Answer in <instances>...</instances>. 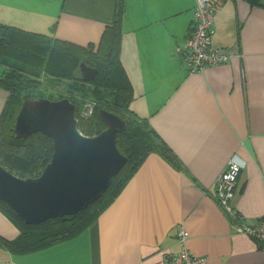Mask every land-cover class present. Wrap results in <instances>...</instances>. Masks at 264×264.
Masks as SVG:
<instances>
[{"label":"crops","instance_id":"0c3cea01","mask_svg":"<svg viewBox=\"0 0 264 264\" xmlns=\"http://www.w3.org/2000/svg\"><path fill=\"white\" fill-rule=\"evenodd\" d=\"M117 0H0V22L80 46L99 43ZM194 0H124L120 63L138 117L165 141L177 165L150 153L114 201L77 235L25 253L0 246V264H155L159 249L185 247L205 264H264L235 231L264 215V0H225L213 17L212 48H236L222 64L190 71L185 41ZM2 69L0 67V76ZM6 91L0 88V113ZM241 164L231 204H217L215 178ZM16 226L0 211V236Z\"/></svg>","mask_w":264,"mask_h":264},{"label":"trees","instance_id":"16d2710c","mask_svg":"<svg viewBox=\"0 0 264 264\" xmlns=\"http://www.w3.org/2000/svg\"><path fill=\"white\" fill-rule=\"evenodd\" d=\"M247 1L259 4L260 0ZM123 14L124 0H117L114 20L104 28L96 47L55 42L45 34L0 22V88L6 91L0 113V166L18 178H27L38 176L49 162L53 152L51 139L39 132L17 138L13 132L14 119L22 102L48 99L41 96L44 92L50 96L57 94L49 100L68 98L73 103L78 129L85 136L97 135L104 129L97 115L99 109L117 114L126 123L125 130L116 135V146L127 157V162L111 178L103 194L76 215L25 224L0 201V211L18 229L13 239L0 236V246L11 252H29L80 233L114 201L150 153H158L177 165L165 141L147 119L138 117L130 106L132 86L119 58ZM81 61L97 69L89 82L82 81L78 75ZM60 85L63 92H56L54 88ZM88 100L95 103L94 110L87 118H81L80 109Z\"/></svg>","mask_w":264,"mask_h":264},{"label":"water","instance_id":"95a60500","mask_svg":"<svg viewBox=\"0 0 264 264\" xmlns=\"http://www.w3.org/2000/svg\"><path fill=\"white\" fill-rule=\"evenodd\" d=\"M82 81H91L95 67L80 62ZM105 128L94 136L81 134L75 107L68 98L25 100L20 105L13 132L24 138L39 132L52 141L49 162L36 177L18 178L0 166V201L25 224L76 215L98 199L111 178L127 162L116 146V135L126 123L115 113L99 109Z\"/></svg>","mask_w":264,"mask_h":264},{"label":"built area","instance_id":"2783aa9c","mask_svg":"<svg viewBox=\"0 0 264 264\" xmlns=\"http://www.w3.org/2000/svg\"><path fill=\"white\" fill-rule=\"evenodd\" d=\"M224 1L194 0L191 30L185 41V60L190 71L225 63L238 53L236 48H212L210 46V38L213 34V17ZM94 106L95 103L88 100L79 116L87 118L92 113ZM240 169V162L232 156L215 178L216 202L226 214L235 220H238L239 214L232 206L231 201ZM235 231L250 236L257 243L259 249L264 252V215L252 225L238 224ZM187 236L186 231L179 232L177 236L179 248L176 250L159 249L155 264H205L206 257L197 256L185 247Z\"/></svg>","mask_w":264,"mask_h":264},{"label":"rangeland","instance_id":"374dc122","mask_svg":"<svg viewBox=\"0 0 264 264\" xmlns=\"http://www.w3.org/2000/svg\"><path fill=\"white\" fill-rule=\"evenodd\" d=\"M76 52V51H75ZM76 54H78V55H80V53H76ZM83 56V55H82ZM81 58V57H80ZM82 62V61H81ZM78 75H79V72H78ZM89 86V85H88ZM52 89V88H51ZM55 89V91L57 92L58 90H59V92H63V88H62V86L60 85V86H58V87H55L54 88ZM57 89V90H56ZM58 92V93H59ZM53 93V92H52ZM41 96H43V98H48V99H50V98H52V99H54V98H56L57 97V94L55 93V94H53L52 96H50L49 94H48V92H44ZM87 102V101H86ZM86 105V103H84L83 104V106H82V108L80 109V111L83 109V107ZM94 110V109H93ZM93 110H92V112H93ZM91 115V114H90ZM89 115V116H90ZM76 118V117H75ZM77 121V120H76ZM104 128H105V126H104ZM104 130V129H103Z\"/></svg>","mask_w":264,"mask_h":264}]
</instances>
